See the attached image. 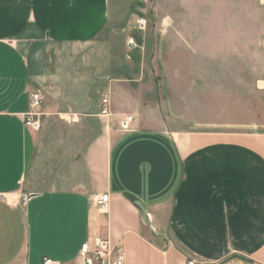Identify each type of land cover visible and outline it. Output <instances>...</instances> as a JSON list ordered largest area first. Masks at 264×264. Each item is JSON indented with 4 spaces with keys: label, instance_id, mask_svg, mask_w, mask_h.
<instances>
[{
    "label": "crops",
    "instance_id": "obj_1",
    "mask_svg": "<svg viewBox=\"0 0 264 264\" xmlns=\"http://www.w3.org/2000/svg\"><path fill=\"white\" fill-rule=\"evenodd\" d=\"M124 2L0 0V264H83L80 247L95 237L124 264H215L231 254L248 261L224 264H264V134L224 140L180 128L190 97L220 92L241 62L264 56V0L148 2L147 32L132 49L161 62V110L130 97L140 79L102 71L96 89L59 79L53 49L97 41L126 19ZM34 92L43 96L37 132L23 122Z\"/></svg>",
    "mask_w": 264,
    "mask_h": 264
},
{
    "label": "rangeland",
    "instance_id": "obj_2",
    "mask_svg": "<svg viewBox=\"0 0 264 264\" xmlns=\"http://www.w3.org/2000/svg\"><path fill=\"white\" fill-rule=\"evenodd\" d=\"M148 2L150 0H125L123 5L128 8L126 19L124 16L118 27H109L90 45L77 50L69 46L53 49L59 79L76 75L78 80L91 81L93 89L100 86L102 71L108 72L110 81L122 80L134 84L133 80L140 79L139 90L130 92V97H141L151 106L160 108L167 95L161 62H152L147 55L141 57L140 53L148 50L132 49L130 45L131 49H128L126 45L129 39H133L136 45L141 40L136 33L147 32V28L139 31L134 20L139 16L147 20L148 11L144 10ZM140 36L142 38V34ZM75 53L79 58L74 59ZM250 63L252 66L241 62L243 72L235 77L236 81L231 79L226 86H222L220 92L190 97L194 100L193 105L190 103L191 106L183 110L190 121L180 128L188 133H214L224 140L234 137L231 134H264V88L259 84L260 80H264V56L260 58L259 55ZM250 67L254 74L252 78L245 76ZM176 111L180 112V109L176 108Z\"/></svg>",
    "mask_w": 264,
    "mask_h": 264
},
{
    "label": "built area",
    "instance_id": "obj_3",
    "mask_svg": "<svg viewBox=\"0 0 264 264\" xmlns=\"http://www.w3.org/2000/svg\"><path fill=\"white\" fill-rule=\"evenodd\" d=\"M135 27L139 31H144L147 28V20L137 18ZM129 45L134 46L133 39H129ZM43 96L40 92L30 94L28 111L23 114V122L25 127L37 132L41 129L40 109L42 106ZM100 115H110V103L108 97H103L100 102ZM132 118L128 116L120 123L122 130H128ZM108 194H102L96 199V206L103 210L108 204ZM3 200L17 199L15 194L2 196ZM79 257L83 264H124L123 252L116 246H112L107 239L95 237L90 241L83 243L79 250ZM187 264H196L189 260Z\"/></svg>",
    "mask_w": 264,
    "mask_h": 264
},
{
    "label": "water",
    "instance_id": "obj_4",
    "mask_svg": "<svg viewBox=\"0 0 264 264\" xmlns=\"http://www.w3.org/2000/svg\"><path fill=\"white\" fill-rule=\"evenodd\" d=\"M135 205H137L141 212H142V218H143V221L147 224V221H146V217H145V210L143 208V206L139 203V202H135ZM241 260V261H248V258L243 256V255H240V254H231L229 255L227 258H225L224 260L220 261V262H217L215 264H224L228 261H231V260Z\"/></svg>",
    "mask_w": 264,
    "mask_h": 264
},
{
    "label": "bare ground",
    "instance_id": "obj_5",
    "mask_svg": "<svg viewBox=\"0 0 264 264\" xmlns=\"http://www.w3.org/2000/svg\"><path fill=\"white\" fill-rule=\"evenodd\" d=\"M260 85H262L264 87V83H260Z\"/></svg>",
    "mask_w": 264,
    "mask_h": 264
}]
</instances>
